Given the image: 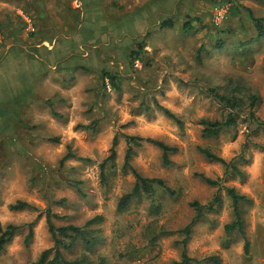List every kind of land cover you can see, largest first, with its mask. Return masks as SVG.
Here are the masks:
<instances>
[{"label": "rangeland", "instance_id": "374dc122", "mask_svg": "<svg viewBox=\"0 0 264 264\" xmlns=\"http://www.w3.org/2000/svg\"><path fill=\"white\" fill-rule=\"evenodd\" d=\"M213 1L104 0L80 22L79 0H0L2 54L17 42L27 46L55 39L56 29L70 33L79 29L83 37L89 31V36L101 37L100 42L110 32L117 33V27L132 30L131 39L115 38L118 46L106 37L112 43L100 47L98 59L90 58V47L77 53L90 58L85 66L93 68H50L34 82L33 91L20 92L21 105L11 101L17 94L12 93L15 83L6 84L9 94L0 98V223L23 227L0 256V264H31L54 246L47 210L59 217L53 219L57 226H83L98 215L104 217L94 226L102 241L88 253L91 264L181 262L185 239L181 231L195 216L192 204H208L217 193L222 206L195 223L186 244L188 256L197 261L192 264H213L204 260L212 256L221 258V264H264V130L257 127L258 121L264 122V38L241 46L257 35L247 9L264 18V0ZM231 4L242 5L235 17L230 15ZM67 15L76 18L74 22ZM169 18H174L172 29L162 27ZM187 20H193L191 31L182 29ZM218 38L226 42L223 50L215 49ZM131 52L138 58L133 60ZM7 69L0 67V92L7 77L14 79L15 72ZM104 72L120 76V91L104 82ZM211 90L236 95L245 104L235 126L206 138L201 120L228 118V109ZM252 95L261 99L254 109L249 105ZM156 101L180 123L159 111ZM251 112L258 121L251 119ZM125 136L159 140L177 151L170 155L173 164L165 166L156 146L133 147L131 166L143 177L163 180L174 193L157 188L153 197L135 198L120 212L122 197L136 182L130 170H123ZM115 138L116 169L107 170L108 182L103 183L100 164ZM200 147L238 166L245 179L225 175L224 167L208 161ZM199 174L222 179V186L233 187L252 201L245 208L248 254L240 236L229 248L222 246L225 226L233 220L231 200L225 189L207 185ZM18 201L37 211H12L10 206ZM30 223L34 235L27 244ZM84 253L79 243L66 258Z\"/></svg>", "mask_w": 264, "mask_h": 264}, {"label": "trees", "instance_id": "16d2710c", "mask_svg": "<svg viewBox=\"0 0 264 264\" xmlns=\"http://www.w3.org/2000/svg\"><path fill=\"white\" fill-rule=\"evenodd\" d=\"M214 4H225L231 3V0H214ZM241 4L232 5L230 8V15L232 17L237 16L241 13ZM249 12V19L252 23V27L256 31V36L251 37L250 40L243 42L241 44L242 47H245L251 44L254 41H259L264 38V18H258L254 16V13L247 9ZM197 22H201L199 18L195 19ZM193 20H187L184 22L182 29L185 31L193 30L194 26L192 24ZM175 26L174 18H169L167 20H163L162 27L172 29ZM142 43V42H141ZM141 43H138L140 45ZM226 46V42L217 39L215 41V49L223 50ZM141 47V45H140ZM145 46L141 48L144 49ZM206 55H209L210 51L206 48L202 49ZM132 59L135 60L137 57V52H131ZM139 53V52H138ZM202 53V52H201ZM201 58V56H199ZM138 58V57H137ZM104 82L108 80L109 85L117 91H120V76L115 73L104 72ZM213 95H216L218 101L225 105L228 109V118L224 122L212 121L208 119L201 120V125L203 126V136L206 138H214L218 137L224 129L228 127L235 126L236 118L238 116L237 113L241 111L245 102L242 99H239L236 95L228 96L222 95L218 90H211ZM260 97L258 95H252L249 98V105L251 109L259 103ZM157 109L161 111L164 115L169 117L170 119L175 120L177 123H180L179 119L167 108L160 105L156 101ZM57 117L58 114H55ZM60 117V116H59ZM251 119L258 121V118L251 112ZM257 127L264 130V122H257ZM126 142L128 145V150L125 156V163L123 166V170H130L136 178L135 185L132 191L126 195H124L119 204V211L123 212L127 209L128 205L135 198H140L144 195L153 197L157 193V188H160L163 191L173 194L174 192L166 185V183L161 179H150L143 177L136 169L131 166L130 160L133 154V147H142L144 143H150L162 152V161L165 166H171L173 163L170 159V155L177 151L176 148L170 147L162 141L147 138L143 139L137 136H125ZM118 144L117 138L113 140L112 148L110 149L109 156L100 164L101 168V177L102 182L107 183V170L116 169V159L117 152L116 146ZM201 154L210 162L219 163L225 169V175L236 176L243 181L246 177V173L241 171L238 166L225 160L219 155L213 153L208 148H199ZM71 154L66 157V159L70 158ZM198 177L205 182L209 186L217 187L219 190L225 189L229 199L231 200L232 207V215L233 220L225 226L226 237L222 242V246L225 248H229L231 244L235 243L239 236L242 239L246 240L245 243V252L248 254L250 249V242L246 238V230H245V208L248 207L252 201L248 198V196L241 194L233 187H224L222 186V179H212L210 177L205 176L204 174H199ZM74 187L79 190L78 184L72 182ZM62 203V202H61ZM64 203V202H63ZM223 204L222 197L220 193H217L212 201L208 204L202 205L198 202H194L192 206L195 208V216L192 219L191 223L188 224L181 232L184 234L185 239L183 240V255L181 262H175L174 264H192L193 262H197L196 260L190 258L187 254L186 244L188 239L191 237L192 227L195 225L197 221H200L207 214L217 212ZM157 209V205L153 203V209ZM12 211H22L27 209H33L37 211V209L27 202L18 201L16 204H12L10 206ZM46 215V223L48 226L49 233L51 234L52 240L54 241V246L42 252L40 257L31 264H91L92 261L89 257V252H92L96 245L101 243L100 230L95 229L94 226L100 225L104 221V217L102 215H98L90 220H88L83 226H75V225H67V226H57L53 219L59 218L57 215L53 214L51 210H47L44 212ZM29 229V233L26 237V243L28 244L34 235V223H30L27 225ZM23 227V226H22ZM21 226L15 224H8L5 227L0 223V256L3 255L6 251L8 245L12 243L14 238L18 236L22 229ZM238 237V238H237ZM79 243L82 244L86 253L77 257L76 259L69 260L66 258V254L72 253ZM206 262L213 264H221V258L218 256H212L204 259Z\"/></svg>", "mask_w": 264, "mask_h": 264}, {"label": "crops", "instance_id": "0c3cea01", "mask_svg": "<svg viewBox=\"0 0 264 264\" xmlns=\"http://www.w3.org/2000/svg\"><path fill=\"white\" fill-rule=\"evenodd\" d=\"M79 2L81 4L80 22L81 20L84 21L87 15L91 13V11H96L93 10V8H97L96 3H100V4L102 3V5L104 4V0H79ZM90 4L93 5L87 8V6ZM69 16L70 15H67V19L70 21V23L74 22L76 18L75 19L70 18ZM90 16L91 14L89 15V18ZM53 18H51L52 21L55 20ZM91 20H94L93 17ZM99 20H105V18ZM54 31H55L54 34H56L55 37H57L55 39L45 38L43 43L34 44L33 42H30L31 44L27 46L17 42L16 44L11 45L5 54H2V52L0 51V67L2 68V71L8 68L7 70H13L15 72L14 76L11 75L14 79L7 77L6 80L3 81V90L0 92V98L4 97L6 94H9V89H7L6 84L10 82L15 83L16 91H12V93L13 94L17 93V94L13 95V99L11 101L12 103H16V102L19 103L21 101V99L19 98L20 92L22 90L26 91L27 89L29 90V92L30 90L33 91L34 90L33 86L35 85L34 82L39 78H43L45 73L48 72L50 68L65 69L72 71L77 70L79 67L85 69H89V67L93 68L90 65L87 68L85 65H88L86 63H89L90 58L97 57L98 59V54H100L99 49L101 46L103 45L108 46L110 45V43H112V41L110 40L107 41L106 37L110 36L114 40L115 38L118 39L121 36H122L121 38L123 37H126L128 39L132 38V30H127V29L121 30L118 27H117V33L110 32L107 36L102 37L105 39L104 42L99 41L101 37L98 38L95 36H89V31L85 33V37L82 36L81 30L79 29H77L76 31H72V33L63 31L62 29L60 30L56 29ZM93 40L98 41L99 43L94 42ZM118 41L115 40L113 43H117L116 46H118L119 45ZM40 44H46L49 48L43 47ZM86 47H90L89 48V53L91 52L90 58L77 54L78 52H84L83 49ZM13 53L15 54L13 55ZM101 71H104V67L101 68ZM26 82H28L29 85ZM5 99L6 98H4V101ZM19 104L21 105V103Z\"/></svg>", "mask_w": 264, "mask_h": 264}]
</instances>
